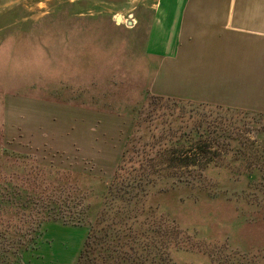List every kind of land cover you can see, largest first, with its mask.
Returning <instances> with one entry per match:
<instances>
[{
    "label": "rangeland",
    "instance_id": "1",
    "mask_svg": "<svg viewBox=\"0 0 264 264\" xmlns=\"http://www.w3.org/2000/svg\"><path fill=\"white\" fill-rule=\"evenodd\" d=\"M131 2L0 0V183L31 206L1 207L0 232L37 264H77L114 178L8 149L6 101L28 99L134 116L119 182L148 185L136 213L172 262L264 264V115L154 98Z\"/></svg>",
    "mask_w": 264,
    "mask_h": 264
},
{
    "label": "crops",
    "instance_id": "2",
    "mask_svg": "<svg viewBox=\"0 0 264 264\" xmlns=\"http://www.w3.org/2000/svg\"><path fill=\"white\" fill-rule=\"evenodd\" d=\"M131 3L132 30L146 27L152 96L264 115V0ZM24 100L18 113L6 101L8 149L55 167L115 176L136 125L133 115ZM35 250L22 252L20 264L40 262Z\"/></svg>",
    "mask_w": 264,
    "mask_h": 264
},
{
    "label": "trees",
    "instance_id": "3",
    "mask_svg": "<svg viewBox=\"0 0 264 264\" xmlns=\"http://www.w3.org/2000/svg\"><path fill=\"white\" fill-rule=\"evenodd\" d=\"M132 137L133 135L129 137L122 160L104 196L97 222L90 226L77 264H176L172 262L167 245H162L159 241L155 246L150 245V242L155 243V240L150 241L151 235H155V230H145L144 224L147 219L141 220L140 214L136 213L140 203V198L137 197L147 195L148 185L144 186L135 180L126 184L119 182L121 167L129 151ZM190 163L186 159L183 165L190 166ZM123 191L129 198L121 195ZM15 202H20L22 208L31 207L21 189H15L11 183H0V208L10 207ZM105 221L109 223L106 224ZM26 248L22 242L8 240L5 233L0 232V264H20L18 256L26 251Z\"/></svg>",
    "mask_w": 264,
    "mask_h": 264
},
{
    "label": "water",
    "instance_id": "4",
    "mask_svg": "<svg viewBox=\"0 0 264 264\" xmlns=\"http://www.w3.org/2000/svg\"><path fill=\"white\" fill-rule=\"evenodd\" d=\"M122 19H123V17L121 16V15H119L118 17H117V20H121L122 21ZM129 20V23H128V25H131L130 23H131V18L130 19H128Z\"/></svg>",
    "mask_w": 264,
    "mask_h": 264
},
{
    "label": "built area",
    "instance_id": "5",
    "mask_svg": "<svg viewBox=\"0 0 264 264\" xmlns=\"http://www.w3.org/2000/svg\"><path fill=\"white\" fill-rule=\"evenodd\" d=\"M128 21L126 20L125 21V25H127L128 27H129V25H128V23H127ZM131 25H130V27H132V25H133V22H132V20H131V23H130Z\"/></svg>",
    "mask_w": 264,
    "mask_h": 264
}]
</instances>
